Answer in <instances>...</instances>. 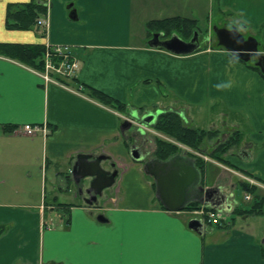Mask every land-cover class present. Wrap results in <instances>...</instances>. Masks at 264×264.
Returning <instances> with one entry per match:
<instances>
[{
	"label": "crops",
	"instance_id": "crops-1",
	"mask_svg": "<svg viewBox=\"0 0 264 264\" xmlns=\"http://www.w3.org/2000/svg\"><path fill=\"white\" fill-rule=\"evenodd\" d=\"M216 1L221 13L236 16L231 25L264 31V0ZM22 3H41L39 19L48 20L46 31L37 24L7 27L9 6ZM144 4L0 0V43L70 46L81 65L69 89L47 84L33 67L0 55V185L21 180L25 195L36 197L18 194L15 183L0 187V264H264V231L258 226L264 220L257 221L264 219V76L221 48L201 46L185 56L152 48L153 34L162 33L155 22L188 19L198 25V20L161 16L167 13L164 7L156 14L154 8L149 11L153 15L147 20ZM72 11L77 19L70 17ZM94 90L125 108L99 100ZM155 109L179 113L186 123L193 120L190 128L218 131L225 140L234 132L246 136V149L224 155L227 164L204 159L203 170L197 165L202 187L234 195L232 208L224 206L228 223L203 234L193 231L189 223L200 217L188 208L167 210L154 178L133 161L125 116ZM222 116L233 117V127L214 123L211 128ZM26 124L45 126L49 133L30 137L23 131ZM80 155L105 156L102 168L118 172L94 208L87 203L92 179L77 183L73 176ZM247 178L260 185L247 195L259 200L242 207L236 191H242ZM111 187L115 189L105 193ZM34 189L40 196L51 193L52 202H39ZM58 195L66 198L60 201ZM260 200L261 210L256 205ZM237 208L257 212L235 214ZM100 216L107 220L99 221ZM55 220L56 227L51 224Z\"/></svg>",
	"mask_w": 264,
	"mask_h": 264
},
{
	"label": "water",
	"instance_id": "water-1",
	"mask_svg": "<svg viewBox=\"0 0 264 264\" xmlns=\"http://www.w3.org/2000/svg\"><path fill=\"white\" fill-rule=\"evenodd\" d=\"M75 13L76 11L71 12L70 17L72 19H77ZM213 31L219 47L224 48L229 54L246 63L256 58L258 60L256 66L260 68L264 75V51H259V42L254 37L246 38L236 26L230 29L217 27ZM162 36L163 33L153 34L149 45L152 48H164L179 56L193 54L201 48L200 34L197 31L191 40H185L177 33H173L170 38L166 39H161ZM158 113L149 112L141 117L140 126L153 125ZM132 125L133 123L128 121L124 126L131 127ZM131 155L137 162L143 160L138 146L133 148ZM105 159V156L94 158L80 155L73 169V176L77 183H81L88 178L92 179L88 192H94V198L101 195L106 188L112 186L118 175L117 171L112 173L102 168L101 164ZM145 172L154 178L157 196L163 206L169 211H183L193 202L212 204L214 206L225 205L229 210L232 208L230 198L233 200L234 195L230 197L220 187L214 189L202 187L201 170L197 167L195 160L188 156L176 154L166 161L154 159L145 165ZM221 198H225L224 202H219ZM98 220L105 222L107 219L100 216ZM189 228L199 234L207 231L203 221L197 218H193L190 221Z\"/></svg>",
	"mask_w": 264,
	"mask_h": 264
},
{
	"label": "trees",
	"instance_id": "trees-1",
	"mask_svg": "<svg viewBox=\"0 0 264 264\" xmlns=\"http://www.w3.org/2000/svg\"><path fill=\"white\" fill-rule=\"evenodd\" d=\"M41 11H44V9L42 5L38 3L12 4L9 6L8 10L7 27L11 29H31L37 24L41 15ZM196 25V21L193 20L177 19L174 21L167 19L161 22H155L153 26L155 27V30H167L165 32L169 35L170 32H172L170 30H172L173 28L176 30L173 31V33L176 32L182 38L187 40L191 36L193 30L196 28ZM46 51L47 46L44 47L37 45L0 43V55L19 60L20 62L39 70H44ZM252 66L254 69L258 70L261 75H263L258 67H255L254 65ZM73 82L74 81H72V83ZM67 84H69V82H67ZM92 94L97 96L99 100L104 101L107 104L113 105L120 109L125 108L124 105H117L115 103L116 101L98 91L94 90ZM155 127L157 130L164 131L167 134H170L174 139L186 144L187 146L197 151L201 150V147L206 140H213L217 136V133L215 132H208L204 130L202 131L185 126L182 118L174 112H168L160 116L155 124ZM239 136L240 134L238 133V137ZM236 143L237 138L235 137V134H232V136L227 139L224 144L220 145L218 149L213 153L212 158L218 162L226 163L224 155L227 154L229 150L232 149L233 145H236ZM158 147L159 149L157 156L161 159H167L171 155L178 152V147L176 145H173L166 141H159ZM194 157H196V155ZM197 161V165L201 170H203L205 164L204 160L201 158H197ZM257 189V186L250 185L246 182L242 183L241 185L242 192H246L247 194H254ZM252 199L257 200L258 198L254 197ZM262 202V200L256 202L257 209L261 210ZM201 207L202 206L199 203H193L188 208V210L199 209ZM207 211H209V209H207ZM235 211V214H238L239 212L241 214L257 212L254 209L243 211L239 208H237Z\"/></svg>",
	"mask_w": 264,
	"mask_h": 264
},
{
	"label": "rangeland",
	"instance_id": "rangeland-1",
	"mask_svg": "<svg viewBox=\"0 0 264 264\" xmlns=\"http://www.w3.org/2000/svg\"><path fill=\"white\" fill-rule=\"evenodd\" d=\"M143 1L145 2L143 8L147 9L145 11V13L148 12L147 13V15H148L147 20L149 18H151L153 15V14L151 15L149 11H153V8H154L153 13L156 14V12H158L163 7L166 9L167 13H163L165 15H161V16L166 17V16H170V14H171V15H184V16H189L191 18L196 17L198 20V25H197L198 30L201 33V41H200L201 44L204 45L205 44L204 38L209 36V37H211V41H210V43L209 42L208 43L206 42V43L213 48L215 47L216 49H220V47L217 44L216 37L211 32V31H213L212 27L216 26V27L221 28V27L227 26L228 28H230L233 25H231L229 21L236 17L230 13H224V14L221 13L219 11L218 1H216V0L215 1H212V0H143ZM196 11H197V15H196ZM158 16L159 15H155V17H158ZM244 27L237 25V28L241 31L243 36H245L246 38L254 37L259 42V50H264V31H263V29L258 30V31H252L253 30L252 26L250 27V30L245 29ZM251 64H253V62H251ZM33 69H35V68H33ZM35 70H39V69H35ZM39 71H43V70H39ZM129 116L130 115H126L125 117L127 118V121H130L133 123L134 127H137L140 125V122L138 123V121H135L134 119H132ZM232 118L233 117L222 116V119H223L222 122L213 121V122H211L212 123L211 125H213V126H210V127L213 128V127H216L215 126L216 124H219V125H222L225 127H229V125H230V127L232 128L233 123H234L232 121ZM211 120H212V118L208 117L206 122H210ZM187 121L188 122L185 123L186 126L189 127V126H191L190 124H193V120L189 119ZM241 121H244V120L241 119ZM214 123H215V125H214ZM147 127L149 130H146L147 131L146 135L151 140V142L153 144L156 142L158 143L161 140L169 142L173 145H175L174 144V142H175V143H178V144H176V146L178 147V153L179 154L188 152V153L193 154L192 157L195 156V153L197 150H194L193 148L187 146L186 144L179 142L178 140L171 137L170 134H167L164 131L157 130L155 125H151V126L148 125ZM215 133H218V131H215ZM238 133L240 134L239 137H238ZM232 134H235V137L237 138V143H236V145H233L232 149L233 148H235V149H246V146H247L246 142H245V141H247V140H245L246 136L240 132H236V133L234 132ZM172 141H174V142H172ZM212 160L216 161L213 158H212ZM224 164H227V163H224ZM240 173H242V172H240ZM3 183H5V184L0 185V187L2 186V188L10 186V185L13 186V184L15 183V187L18 190V194H20L22 196L23 195L26 196L25 195V186L23 185L24 184L23 181L12 180V178H11V180L10 179L4 180ZM35 189L32 192V195L35 196L38 194L37 199L39 202H40V200H44V199H46V202H48V203L52 202L53 196L51 193L48 192L47 193L48 195H46L45 193H42V195L40 196L39 193H36L38 191H35ZM114 189H115V187L114 188L111 187V188L107 189L105 193H108L109 191H112ZM23 190H24V192H23ZM236 194H237V199L239 201V204L242 207H250L252 205V201H248L246 199V194H247L246 192H242L239 190V191H236ZM27 196H28V200H29V198H31V200L36 199V197H32L31 194H29ZM64 198H66V197H64L62 195H58V199L60 201H63ZM227 218H228V216L225 215L224 216L225 223H228ZM263 220L264 219H258L257 221H263ZM51 222L50 223L54 227H56V225L58 224L57 220L51 221ZM258 223L261 224V225L258 224V226H261V230L264 231V225H262V224H264V222H258Z\"/></svg>",
	"mask_w": 264,
	"mask_h": 264
},
{
	"label": "built area",
	"instance_id": "built-area-1",
	"mask_svg": "<svg viewBox=\"0 0 264 264\" xmlns=\"http://www.w3.org/2000/svg\"><path fill=\"white\" fill-rule=\"evenodd\" d=\"M38 25L44 29H48L49 27L48 20L45 19L38 20ZM80 70V61L74 56L72 47L66 45H47L44 70H35V72L47 84L52 83L70 89L67 82L76 81ZM78 88L79 90H83L82 86ZM23 131L30 137H34L39 133L47 136L49 133L47 127L32 124L24 125ZM246 199L250 200V196H247ZM193 214L201 217L208 228L210 226L222 225L224 220L223 212L218 210L205 211L204 209H200L193 211Z\"/></svg>",
	"mask_w": 264,
	"mask_h": 264
},
{
	"label": "flooded vegetation",
	"instance_id": "flooded-vegetation-1",
	"mask_svg": "<svg viewBox=\"0 0 264 264\" xmlns=\"http://www.w3.org/2000/svg\"><path fill=\"white\" fill-rule=\"evenodd\" d=\"M39 4V3H38ZM41 4V3H40ZM224 27H226V26H224ZM214 28H217L216 26L215 27H212V30L214 29ZM228 28V27H227ZM232 28V27H231ZM230 29V28H229ZM159 31H162V33H163V36L161 37V39H166V36H167V34L168 33H166L165 31H167V30H159ZM170 31H176L175 29H172V30H170ZM196 32V29L195 30H193V32H192V34H191V36L187 39V40H191L192 38H193V36H194V33ZM212 33H213V35L215 36V33H214V31H211ZM173 34V33H172ZM172 34H170L169 36L171 37V35ZM169 37V38H170ZM205 40V44L203 45V44H201V46L202 47H205V46H210V45H208L207 43L209 42L210 43V41H211V37H209V36H207V37H205L204 38ZM200 41H201V35H200ZM207 42V43H206ZM201 43V42H200ZM259 51H264V50H259ZM258 60L256 59V58H253L252 60H251V62H253V64H254V66L255 67H257L256 66V62H257ZM252 64V65H253ZM259 68V67H258ZM260 69V68H259ZM261 71V70H260ZM167 112H171V111H167ZM167 112H165V111H161V112H159L158 113V109H155L154 110V113H158V116H157V119L155 120V123L153 124V125H155L156 124V122H157V120H158V118L160 117V116H162V115H164L165 113H167ZM149 112H147V113H145V114H139L138 112H135V111H133L132 113H130V116L129 117H131L132 119H134V120H137L138 122H141V117H143L144 115H146V114H148ZM177 115H179L181 118H182V120H183V122H184V125H185V121H184V119H183V117L184 116H182V115H180L179 113H176ZM151 126V125H150ZM186 126V125H185ZM146 129H148V127L147 126H137V127H134L133 125L131 126V127H129V131H131L130 133H129V135H127L128 136V138H130V140H131V143L132 144H134V147H139V152H140V154L143 156V160L142 161H140V163H142V165H143V168H144V171H145V165L148 163V162H150V161H153L154 159H159V160H161V161H166V160H168L170 157H172V156H174V155H176V154H179L178 152L176 153V154H173V155H171L170 157H168L167 159H161L160 157H158L157 156V153H158V149H159V147H158V143L156 142V143H152L151 142V140L146 136ZM232 136V135H231ZM230 136V137H231ZM229 137V138H230ZM226 138V140L227 139H229L228 137H225ZM224 138H220V136H216V138L215 139H213V140H206L204 143H203V145H202V147H201V150H198V151H196V153H195V155L197 156V157H192V154L191 153H188V152H186V153H181V154H183V155H185V156H188V157H190L191 159H193V160H195V162H196V165H197V158H201V159H205V160H211L212 161V155H213V153L218 149V147L220 146V145H222V144H224L225 143V141H226ZM172 142H174V141H172ZM174 144L176 145V144H178V143H175L174 142ZM133 146H132V148H131V153H132V150H133V148H134ZM230 151V150H229ZM244 153V152H243ZM246 155V154H245ZM247 156V155H246ZM131 157H132V155H131ZM132 159H133V157H132ZM133 161H135L134 159H133ZM214 161V160H213ZM115 164H113V166H114ZM198 167V166H197ZM117 171V169H115V168H113L110 172H116ZM155 190H156V192H157V187H156V183H155ZM223 190V189H222ZM224 192V191H223ZM225 193V192H224ZM101 195H99V196H96V198H94L95 197V195H94V192H88V197H87V203H88V206L89 207H91V208H94L95 207V205L97 204V202H98V199H99V197H100ZM224 200H225V198H221V200L219 199V202H224ZM232 202H234V199L232 200ZM212 205V204H211ZM218 205V204H217ZM212 206H214V205H212ZM225 206V205H224ZM224 206H214V207H220V208H224ZM53 208H57V207H54L53 206ZM96 209V208H95ZM94 209V210H95ZM224 210V209H223ZM62 214L66 217L67 215H66V213L64 212V211H62Z\"/></svg>",
	"mask_w": 264,
	"mask_h": 264
},
{
	"label": "clouds",
	"instance_id": "clouds-1",
	"mask_svg": "<svg viewBox=\"0 0 264 264\" xmlns=\"http://www.w3.org/2000/svg\"><path fill=\"white\" fill-rule=\"evenodd\" d=\"M218 87H227V85H220V86H218Z\"/></svg>",
	"mask_w": 264,
	"mask_h": 264
}]
</instances>
